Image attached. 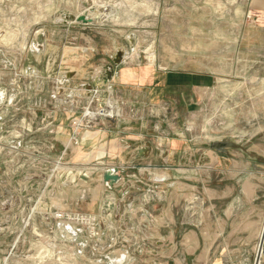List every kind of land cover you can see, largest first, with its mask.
Listing matches in <instances>:
<instances>
[{
  "label": "rangeland",
  "instance_id": "rangeland-1",
  "mask_svg": "<svg viewBox=\"0 0 264 264\" xmlns=\"http://www.w3.org/2000/svg\"><path fill=\"white\" fill-rule=\"evenodd\" d=\"M250 4L0 0V264H112L119 255L163 264L172 234L186 261L183 235L203 228L224 234L214 247L228 245L222 264H254L264 227V25ZM122 62L161 76L153 98L116 89L128 117L181 146L169 161L150 149V169L141 173V161L110 186L102 175L123 158L104 147L92 154L90 141L100 119L122 114H99L118 100L107 81Z\"/></svg>",
  "mask_w": 264,
  "mask_h": 264
},
{
  "label": "crops",
  "instance_id": "crops-1",
  "mask_svg": "<svg viewBox=\"0 0 264 264\" xmlns=\"http://www.w3.org/2000/svg\"><path fill=\"white\" fill-rule=\"evenodd\" d=\"M250 12L251 17H254L258 24L264 25V0H251ZM159 75L160 74L149 64L140 66L138 64L134 65L122 62L121 65L115 68L111 80L107 81L111 84L112 92H114V95L111 96L118 99L116 100L117 102L115 101L116 108L118 107L123 111L119 117L111 121L100 119L98 124L99 127L93 133L90 144L93 147L92 154L95 153V150L100 151L104 147L102 151L104 153L106 152V155L115 157L119 155L122 156L123 163H117V166H115L118 172L122 174L126 171L129 172L135 169L141 161L145 162L144 170H141V173L146 172V167L150 169V166H148L149 162L155 160L153 155L152 157L149 156V158L143 159L149 155L150 149L154 151L153 154L157 157L158 161H169L180 149L181 143L178 140H174L170 135L161 134L159 130L160 125H150V122L142 117H128L127 113L124 111L126 109L124 105L125 101L122 100L123 97H118L117 94L121 89L137 88L139 90L141 88L147 89L148 98H153L156 96L157 91L155 87H157L158 83L161 81V76ZM117 88H120V91L118 90V92H115ZM139 91H137V93H139ZM101 92L102 91H99V93ZM107 94L108 96L110 95L109 92H107ZM84 117L87 119L90 118L85 116V114ZM83 143L82 141V144ZM83 147L84 146L77 150V156L80 152L83 153ZM141 148L147 151L144 155L138 154ZM102 156L103 154L100 153L97 161L104 160L105 157L103 156V158H101ZM223 236V233L211 235L205 228L200 231L189 230L182 237V241L185 243L184 246L186 248L184 254L187 260L185 261V259L182 260L179 256V247L181 243L176 241L177 244H174L175 234H172L170 238V257L168 261L163 264H222L223 255L228 256L230 254L228 245L222 246L220 244L217 249L214 247L218 240H222ZM153 238V242L155 243L162 242L163 240L160 235H156ZM123 257L125 256L119 255L111 263L121 264Z\"/></svg>",
  "mask_w": 264,
  "mask_h": 264
},
{
  "label": "water",
  "instance_id": "water-1",
  "mask_svg": "<svg viewBox=\"0 0 264 264\" xmlns=\"http://www.w3.org/2000/svg\"><path fill=\"white\" fill-rule=\"evenodd\" d=\"M77 22H81L83 24H87L89 23L84 17L82 16H78L75 19ZM121 51H119L117 53V58L116 61L114 62L115 65H118V62L120 61V56H121ZM108 77L111 76V74L109 72H107ZM112 88V87H110ZM147 151L143 148H141L138 151L139 155H144ZM118 173V169L117 168H110V169H106L102 175L103 181L105 183H108L110 186L118 183L120 181V176L117 174ZM263 246H264V227H263V231L261 233L260 236V240H259V244H258V249H257V253H256V257H255V261L254 264H260L261 261V256L263 253Z\"/></svg>",
  "mask_w": 264,
  "mask_h": 264
},
{
  "label": "built area",
  "instance_id": "built-area-1",
  "mask_svg": "<svg viewBox=\"0 0 264 264\" xmlns=\"http://www.w3.org/2000/svg\"><path fill=\"white\" fill-rule=\"evenodd\" d=\"M111 101H113V99H111ZM116 106H115V102H110V98H108V100L106 101L105 107L101 110V113H99L102 116L105 117H110L113 118L114 116H116ZM97 116V114H95V117Z\"/></svg>",
  "mask_w": 264,
  "mask_h": 264
}]
</instances>
